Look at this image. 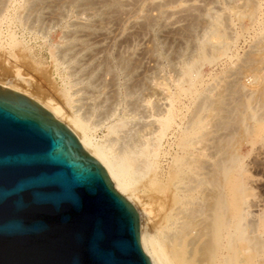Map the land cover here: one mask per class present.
I'll list each match as a JSON object with an SVG mask.
<instances>
[{
    "label": "rangeland",
    "instance_id": "obj_1",
    "mask_svg": "<svg viewBox=\"0 0 264 264\" xmlns=\"http://www.w3.org/2000/svg\"><path fill=\"white\" fill-rule=\"evenodd\" d=\"M250 1L253 9L249 0H0V78L28 77L26 86L81 118L130 169L127 149L142 161L161 152L171 107L179 116L187 105L197 110L193 126L204 122L210 143L218 134L233 147L237 140L228 151L242 162L236 173L251 212L242 221L253 219L264 238V0ZM226 108L240 116L230 131L218 129ZM159 159L134 175L153 226L162 219Z\"/></svg>",
    "mask_w": 264,
    "mask_h": 264
},
{
    "label": "water",
    "instance_id": "obj_2",
    "mask_svg": "<svg viewBox=\"0 0 264 264\" xmlns=\"http://www.w3.org/2000/svg\"><path fill=\"white\" fill-rule=\"evenodd\" d=\"M0 264H152L134 203L37 98L0 82Z\"/></svg>",
    "mask_w": 264,
    "mask_h": 264
},
{
    "label": "bare ground",
    "instance_id": "obj_3",
    "mask_svg": "<svg viewBox=\"0 0 264 264\" xmlns=\"http://www.w3.org/2000/svg\"><path fill=\"white\" fill-rule=\"evenodd\" d=\"M251 2L249 0L252 5ZM251 8L253 9L254 6L252 5ZM253 55L251 58L255 59ZM261 57H264V54ZM259 61H261L260 57L257 63ZM12 77L0 78V82L5 86L22 91L29 97L37 98L38 105L43 106V109L56 120L67 125L77 135L84 149L105 167L115 189L117 188L127 196L128 199L124 197L128 201L135 204L141 218V235L152 264H264V238L259 233L260 225L253 219L245 224L242 221L251 212L244 204L241 180L236 173L242 167V162L239 156H236L237 153L231 154V152L234 153L238 142L235 140L234 148L223 134H218L215 135L216 137L213 135L214 142L210 143L207 136L211 130H208L207 125L201 122L202 125L199 128L193 126L194 119L200 117L197 110L192 111L187 105L179 116L171 107L169 113L163 118L162 134L158 143L161 152L156 155L142 153V156L151 158L142 161L136 151L127 149L124 156H127L133 165L130 169L120 159L107 153L106 148L92 135L91 127L81 118L77 115H69V112L67 113L65 108L52 96L43 95L35 91L34 87L33 89L28 87L31 86L27 80L28 77L26 78L19 72ZM65 90L69 91L68 86ZM217 108L223 107L218 106ZM231 108L225 109L224 115L218 122L219 130L230 131L235 128L239 115L233 116L232 111L236 112V109ZM178 116L181 118L180 121L177 120ZM197 132L199 134L196 137L194 134ZM239 140L244 142L242 139ZM230 145L232 148L229 153ZM154 156L161 158L157 162V168L159 167L157 192L162 195V197L160 195L162 219L156 226H153V222L150 224L151 211L146 207L143 195L134 184V175L137 172L155 166ZM154 224H157L156 221ZM262 228L264 229V226Z\"/></svg>",
    "mask_w": 264,
    "mask_h": 264
}]
</instances>
